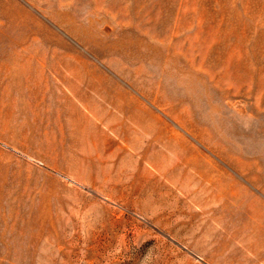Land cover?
<instances>
[{"label": "rangeland", "instance_id": "obj_1", "mask_svg": "<svg viewBox=\"0 0 264 264\" xmlns=\"http://www.w3.org/2000/svg\"><path fill=\"white\" fill-rule=\"evenodd\" d=\"M0 264H264V0H0Z\"/></svg>", "mask_w": 264, "mask_h": 264}, {"label": "bare ground", "instance_id": "obj_2", "mask_svg": "<svg viewBox=\"0 0 264 264\" xmlns=\"http://www.w3.org/2000/svg\"><path fill=\"white\" fill-rule=\"evenodd\" d=\"M64 65V64H63ZM64 77V76H63ZM56 78V77H55ZM66 79V78H65ZM57 83L59 84V85H63V89H66L67 90V92L70 94V96L72 97L73 96V98H76V96H77V98L80 100V105L83 107V109H85V111L88 113V114H90V116H92L94 119H95V121H97V122H104L105 124H106V126L107 127H109L110 129L109 130H113L114 132H112V136H114V138L116 137V138H120L121 139V136H120V133L117 131V129H116V123H118V122H120L121 123V118H118V116H114V115H109L108 114V110H106L105 109V111L104 110H101V111H98L97 109H95V108H97V107H99L102 103H105V102H108V103H110V100L109 99H107V98H105V97H102L101 99H99V100H96L95 98H92L91 96H86L85 94L87 93V91L88 90H92L93 92H95V93H98V91L96 90L97 88H96V86H94V82L93 81H89V82H87L86 83V81H84V79H82L81 77H77V80L75 81V84L73 85V86H71L70 85V83H69V81H67V80H58L57 79ZM63 83V84H62ZM57 84V85H58ZM58 88H60L59 86H57ZM61 88V89H62ZM60 90V89H59ZM61 91V90H60ZM63 91V90H62ZM94 93V94H95ZM69 94H67V95H69ZM86 96V97H85ZM92 99H94V102H95V104H94V107H92ZM114 105H115V103H114ZM100 108V107H99ZM102 109H104V108H102ZM121 110V109H120ZM119 111V110H118ZM112 113V112H111ZM131 114H133V112L131 113ZM131 116V115H130ZM88 118H89V116H88ZM128 121V120H127ZM129 122V121H128ZM132 122V121H131ZM88 123V122H87ZM90 123V122H89ZM140 123V122H139ZM142 123V122H141ZM98 124V123H97ZM135 124L137 125L136 127H138L139 129H143L142 127H143V124L140 126L139 124H138V122H136L135 121ZM135 124H134V126H135ZM103 126V125H102ZM125 126V125H124ZM131 126H133V125H130L129 127H131ZM106 127V128H107ZM136 127H131L128 131L130 132V133H132L133 134V139L135 140V141H139L140 140V138H141V136H140V132H142V130H139L138 128H136ZM118 128V127H117ZM120 128V127H119ZM118 128V129H119ZM120 130V129H119ZM116 131V132H115ZM152 131V130H151ZM89 132V131H88ZM91 132V131H90ZM100 132V131H99ZM145 132V131H144ZM143 132V133H144ZM92 133V132H91ZM146 133V132H145ZM144 133V134H145ZM152 133V132H151ZM104 134V133H103ZM150 134V133H149ZM102 135V134H101ZM111 134H109L108 135V137L110 136ZM122 135V134H121ZM126 135V134H125ZM129 135V134H128ZM128 135H126V136H128ZM153 135V134H152ZM147 135L145 134V137H146ZM123 137V136H122ZM130 137V136H129ZM150 137V136H149ZM102 138H106V136H105V134L103 135V137ZM110 138H112V137H110ZM128 138V137H127ZM160 138V137H159ZM119 139V140H120ZM124 139V138H123ZM126 139V138H125ZM117 140V139H116ZM122 140V139H121ZM126 140H128V139H126ZM143 140V139H142ZM141 140V141H142ZM115 141V140H114ZM123 141H125V140H123ZM129 141V140H128ZM131 141V140H130ZM122 142V141H121ZM143 142V141H142ZM126 143V142H125ZM124 143V144H125ZM141 143V142H140ZM148 143V142H147ZM153 143V142H152ZM157 143V142H156ZM145 144V143H144ZM144 144H142V145H144ZM150 144V143H149ZM161 144H162V142H161ZM164 144V143H163ZM130 147L131 148H133L132 149V151H129V153H131L130 155H134V154H137V153H146V149H148V148H144V149H142V148H139L140 146H139V144L137 143V144H132L131 142H130ZM141 145V146H142ZM156 145V144H155ZM165 145H167V144H165ZM123 146V145H122ZM126 147H129L128 146V144H126V146H125V148ZM160 147V146H159ZM165 147V146H164ZM163 147V148H164ZM116 148V150L114 151L115 153H117L119 150H121V146H116L115 147ZM161 148V147H160ZM141 149H142V152H141ZM165 149H167V148H165ZM169 149V148H168ZM123 150V149H122ZM121 150V151H122ZM155 150H156V147H155ZM154 150V151H155ZM159 150V149H158ZM120 151V152H121ZM126 151V150H125ZM168 151V150H167ZM170 151H171V149H170ZM127 153V152H126ZM129 153H128V156H129ZM118 154V153H117ZM123 154V153H122ZM157 154V153H156ZM160 154V153H159ZM149 156V155H148ZM147 156V157H148ZM161 156H162V154H161ZM150 157V156H149ZM159 157H160V155H159ZM164 157H166L165 155H164ZM138 158V157H137ZM161 158V157H160ZM181 158V157H180ZM133 159V158H132ZM147 159V158H146ZM163 159V158H162ZM165 160V159H164ZM166 160H168V159H166ZM157 161V160H156ZM156 161H154V162H156ZM138 161H136V163H137ZM144 162V161H143ZM152 162H153V160H152ZM151 162V163H152ZM153 162V163H154ZM149 163V162H148ZM177 163V162H176ZM160 164H161V162H160ZM184 164V163H183ZM151 165V164H150ZM163 165V164H162ZM173 166V165H172ZM177 167V166H176ZM164 168V167H163ZM166 168V167H165ZM181 169H182V165H181ZM133 170H135V168H133ZM167 170V169H166ZM176 170H177V168H176ZM171 171H172V169H171ZM180 171V170H179ZM152 172V171H151ZM159 172H160V170H159ZM158 172V173H159ZM170 173V172H169ZM205 173V172H204ZM123 174V173H122ZM172 174V173H171ZM191 174V173H190ZM146 175V174H145ZM151 175V173L149 174V176ZM152 176V175H151ZM192 176V175H191ZM153 177V176H152ZM166 177H168V176H166ZM165 177V178H166ZM178 177H180V175L178 176ZM188 177V176H187ZM186 177V178H187ZM190 177V176H189ZM193 177V176H192ZM156 178V177H155ZM158 178H160V177H158ZM169 178V177H168ZM170 178H171V176H170ZM174 178V177H173ZM194 178V177H193ZM149 179V178H148ZM167 179V178H166ZM190 179H191V177H190ZM201 179V178H200ZM192 180V179H191ZM168 181V180H167ZM178 181V180H177ZM181 181V180H180ZM184 181V180H183ZM183 181H181L182 183H183ZM165 182V181H164ZM195 182V181H194ZM159 183V182H158ZM188 183V182H187ZM153 185H154V183H152ZM184 184H186V183H184ZM190 184V183H189ZM188 184V185H189ZM194 184V183H193ZM180 185V184H179ZM160 188V187H159Z\"/></svg>", "mask_w": 264, "mask_h": 264}]
</instances>
